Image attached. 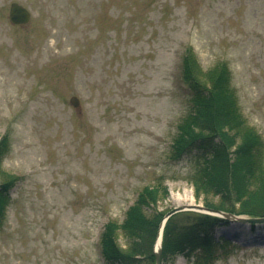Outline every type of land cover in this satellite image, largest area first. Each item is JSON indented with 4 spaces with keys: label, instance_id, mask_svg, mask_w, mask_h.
I'll return each mask as SVG.
<instances>
[{
    "label": "rangeland",
    "instance_id": "obj_1",
    "mask_svg": "<svg viewBox=\"0 0 264 264\" xmlns=\"http://www.w3.org/2000/svg\"><path fill=\"white\" fill-rule=\"evenodd\" d=\"M13 1L27 23L9 21ZM189 45L202 69L228 64L240 112L264 143V0H0V182L16 177L0 264H108L104 224L121 222L158 181L162 213L216 200L195 195L194 155L168 158L188 108L180 61ZM254 224L218 228L230 248L213 264H264V224ZM117 242L126 243L120 231Z\"/></svg>",
    "mask_w": 264,
    "mask_h": 264
},
{
    "label": "trees",
    "instance_id": "obj_2",
    "mask_svg": "<svg viewBox=\"0 0 264 264\" xmlns=\"http://www.w3.org/2000/svg\"><path fill=\"white\" fill-rule=\"evenodd\" d=\"M180 77L188 90V108L177 124L169 159L195 156L201 165L189 178L195 195L216 198L212 203L204 199L205 207L264 216V143L240 112L228 64L219 61L210 69H202L189 45L181 56ZM7 147L8 135L4 134L0 138V160ZM15 181L16 177L10 176L0 182V224ZM165 194L162 181L144 186L121 222L104 224L99 244L106 263L154 264L153 244L165 213L156 211L154 204ZM148 209L150 214L146 213ZM228 222L194 211L171 215L162 231V259L166 262L183 255L191 264H213L230 248L228 238L214 236ZM119 231L126 238L124 247L117 242Z\"/></svg>",
    "mask_w": 264,
    "mask_h": 264
},
{
    "label": "water",
    "instance_id": "obj_3",
    "mask_svg": "<svg viewBox=\"0 0 264 264\" xmlns=\"http://www.w3.org/2000/svg\"><path fill=\"white\" fill-rule=\"evenodd\" d=\"M8 17L11 23L13 24H23L29 20L30 13L23 5L17 2H11L9 5ZM69 101L73 106L79 105V99L76 96H71ZM182 210H194L198 212L217 215V216H221V217H225L229 219H235L239 221L264 222V217L246 218V217H241V216H235L227 212H223L217 209L207 208V207H204L203 205H198V204H188V205H180V206L173 207L164 214L158 226V234H157L154 248H153L155 264H162V251H161L162 227L169 216H171L175 212L182 211Z\"/></svg>",
    "mask_w": 264,
    "mask_h": 264
}]
</instances>
